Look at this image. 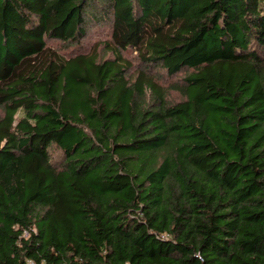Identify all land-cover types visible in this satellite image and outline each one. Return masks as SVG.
Returning a JSON list of instances; mask_svg holds the SVG:
<instances>
[{
  "label": "trees",
  "instance_id": "trees-1",
  "mask_svg": "<svg viewBox=\"0 0 264 264\" xmlns=\"http://www.w3.org/2000/svg\"><path fill=\"white\" fill-rule=\"evenodd\" d=\"M0 264H264V0H0Z\"/></svg>",
  "mask_w": 264,
  "mask_h": 264
},
{
  "label": "rangeland",
  "instance_id": "rangeland-1",
  "mask_svg": "<svg viewBox=\"0 0 264 264\" xmlns=\"http://www.w3.org/2000/svg\"><path fill=\"white\" fill-rule=\"evenodd\" d=\"M108 31L107 27H96L92 30H90V32L87 34V36L81 41V43L78 45V47L76 48L77 50L79 49H83L86 51L92 50V49H97L96 51L99 52L101 54V56L107 58L109 56H111V53L107 52V50L103 49V46H100V39L102 38V40L105 39V36H103V34H105ZM59 43H52L51 46H53L56 49H59L61 47V45L59 46ZM123 55L126 59H129L132 61L133 65L136 66L137 65V61H134V52L132 51H125L123 52ZM151 72L154 74V76H158L160 78V81L163 82L164 86L169 85V83H171L172 80L179 79V77L183 74V72L176 74L173 77H166L164 70L163 69H156V70H151ZM131 73V71H130ZM178 94L174 91L169 92V97L168 99H178Z\"/></svg>",
  "mask_w": 264,
  "mask_h": 264
}]
</instances>
